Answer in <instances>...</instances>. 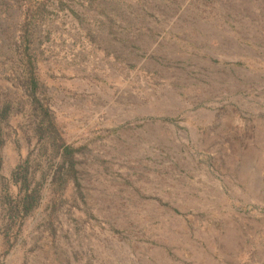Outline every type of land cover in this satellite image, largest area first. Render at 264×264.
<instances>
[{"label":"rangeland","instance_id":"1","mask_svg":"<svg viewBox=\"0 0 264 264\" xmlns=\"http://www.w3.org/2000/svg\"><path fill=\"white\" fill-rule=\"evenodd\" d=\"M48 8L33 58L77 181L53 213L61 153L34 134L19 11L0 2V193L27 158L33 185L47 175L17 239L0 232V264H264V0Z\"/></svg>","mask_w":264,"mask_h":264},{"label":"trees","instance_id":"2","mask_svg":"<svg viewBox=\"0 0 264 264\" xmlns=\"http://www.w3.org/2000/svg\"><path fill=\"white\" fill-rule=\"evenodd\" d=\"M0 2L11 8L12 11L8 16H12L19 11L17 16L21 26L19 30L16 29L14 32L12 41L15 43V53L20 57L21 66L24 67L21 70L22 85L28 94L31 111L34 112V134L38 141L45 146L46 153L49 151L48 147H52L56 153H61V163L53 171L51 182V207L53 208L52 212L55 213L65 203L63 196L65 195L68 182L71 179L77 181V169L73 157L74 149L64 142L59 126L55 122V117L45 104L47 94L44 92L43 84L36 72V62L32 52V38L46 18L47 12H50L48 5L52 3V0H1ZM5 21V19H2L3 23ZM9 37L11 38V35ZM13 103V100L7 99L2 100L0 103V148L1 144L5 142L2 122H6L9 119ZM31 165L30 158H27L13 172V182L18 186V192L15 195L9 192L0 193V205L2 208L0 232L6 236H11L13 239H17L21 225L28 216L39 208L43 198L39 185L41 180H47L46 172L42 173L40 179H38L39 182L33 185L35 178L30 172ZM3 188L7 189V187ZM52 222L53 219L51 218L50 223L52 224Z\"/></svg>","mask_w":264,"mask_h":264}]
</instances>
